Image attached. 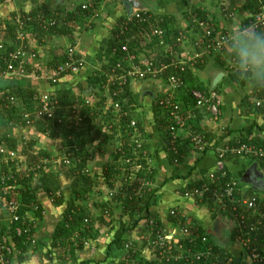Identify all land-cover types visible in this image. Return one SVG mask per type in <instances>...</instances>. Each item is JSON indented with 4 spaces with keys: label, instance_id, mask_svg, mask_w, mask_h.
Returning <instances> with one entry per match:
<instances>
[{
    "label": "crops",
    "instance_id": "1",
    "mask_svg": "<svg viewBox=\"0 0 264 264\" xmlns=\"http://www.w3.org/2000/svg\"><path fill=\"white\" fill-rule=\"evenodd\" d=\"M92 1L97 0H0V41H4L6 47L10 46L8 50L10 51L11 47L18 42L15 17L30 14L41 5H48L53 15L63 17L66 13L73 11L79 3H91ZM100 1L101 11L98 18L91 22L89 28L84 29L81 25L82 28H77L75 32L76 27H73L69 30L70 36L46 33L39 38L32 32L33 28L26 23L28 25L26 26L28 40L26 47L34 55L27 58L26 70L22 76L0 75V98L5 88L11 90L15 94L12 106L15 107L17 114L24 112L26 108L23 98L19 95L22 90L26 92L32 90L36 95L43 93L58 94L60 101L62 100L64 111H68L84 100H88L96 107L100 103L99 99L106 97L107 89H99L98 86L93 87L89 83H91L93 75L105 71L104 67L109 56L107 46L112 26L117 19L128 14V9L117 0ZM143 1L148 4V10L151 13L157 16L171 15L181 29L188 26L189 16H187L186 10H191L192 5L209 12L216 26L227 31L244 26L243 21L252 14L249 8L246 10L236 9L234 14L228 17L221 13L217 0ZM244 2L245 0H242L239 6H242ZM181 3L182 7L180 8ZM59 6L61 8L57 9ZM68 45H75L76 53L83 59L84 63L76 75L62 76L58 83H53L49 78L53 75L50 70L53 69L54 64L56 65L63 59V52ZM181 46L187 55L196 52L194 46L187 39L182 42ZM156 50L158 51V47ZM141 51L142 54H147L144 50ZM221 61H224L223 57ZM215 62V57H210L204 68H196L193 71L199 83L207 85L210 81V75L220 70ZM0 68H4L3 61ZM230 79L232 78L227 77L226 74L215 87L222 100L219 119L214 120L209 115L201 113L199 132L206 134L209 141V145L205 147L207 150L205 151L204 148L202 153H195L189 144V149L179 164H175L169 159L166 130L161 129L156 123L157 114L159 116L162 114L160 111L157 114L154 111L156 106L154 99L158 91H163L162 85L151 80L136 81L131 83L129 95L136 107V115L143 132L145 149L148 151L153 168L151 176L153 197L149 201L148 208H144L143 215L148 213L154 216L163 232L169 234L174 230L175 225L169 217L168 211L172 208H178L189 217L192 229L202 230L211 243L227 249L234 257H240L242 247L239 239L236 238L234 220L226 217L217 209L215 210L207 202L191 200L180 194L186 188L210 183V175L217 171V149L230 143L236 137L241 138L243 134L246 135L245 129L250 127L251 138L264 142V109L256 110L257 108H254L247 101V96L260 90L248 89L239 80L231 81ZM149 91H154L155 96L152 97ZM263 94L264 92L261 90V95ZM1 101L5 104L3 99ZM3 103L0 104V112L3 110ZM15 119L10 122L12 126L0 124V137L7 135L15 138L19 152L24 145L27 146L26 153L33 155L36 152L52 155L62 148L59 145L61 139L52 138L50 131L47 130V125L46 128H43L44 124L36 122L33 126H27L23 122L22 115L15 117ZM193 129L186 123L183 128L177 130L179 138H189L190 134L194 132ZM81 130L80 140L90 154L86 160V171L95 181L88 199L83 204L89 209L93 218H98L102 214L101 204L111 200L108 198L111 192L120 193L122 189L121 180L125 178V173L120 167L122 166L123 155L116 156L120 154L119 143L101 134L96 119L86 123ZM32 140L34 142L32 146H29ZM22 154L26 155L28 159L27 154ZM110 165H116L114 168L115 179L114 173L108 172ZM226 168L227 176L239 181L245 197L249 198L252 195L259 197V209L264 211V161L231 158L228 160ZM247 171H250L251 174L249 180L243 178ZM106 176L109 179H114L115 182H113L112 187H108L105 183ZM38 184L41 185L37 182L35 186ZM66 187L64 185L62 189L67 200L69 190ZM122 196L125 197V195ZM36 198L43 210L42 217L34 224L35 226L37 223L36 236L38 242L46 241V245L49 247L52 233L62 217L65 204L57 206L42 188L37 190ZM109 211H112L111 216H109ZM127 211L122 206H114L113 208L111 206L107 212L103 213V218L105 220L113 219L112 229L107 225L97 223L94 237L86 241L87 244L81 249L77 248L79 244H76L77 240L74 237L71 238L73 244H66L58 250L51 251V261L46 260L43 257L44 251L37 250L35 246L28 248V259L24 263H18L15 259L12 264H82L84 262L88 264H117L123 258L124 251L114 246L109 252V245L114 238V229H117L120 222L131 223ZM140 225L127 232L126 237L133 241H140V244L141 242L144 243V257L147 260H157V264H162V260L148 247L149 239L140 232ZM65 250L66 253H63Z\"/></svg>",
    "mask_w": 264,
    "mask_h": 264
},
{
    "label": "built area",
    "instance_id": "2",
    "mask_svg": "<svg viewBox=\"0 0 264 264\" xmlns=\"http://www.w3.org/2000/svg\"><path fill=\"white\" fill-rule=\"evenodd\" d=\"M217 1L221 13L224 14L226 0ZM256 1L259 7L252 16L254 23L250 26L264 27V2L262 0ZM88 5L82 3L81 9H87ZM100 11L101 7L83 17L81 23L71 19L66 25L72 29L73 27L76 29L89 28L91 22L98 18ZM188 15V26L179 31L176 43L166 41L168 30L161 26L163 22L161 16L151 13L149 10L122 16L123 18L118 24V36L123 37V44L116 43L112 55L116 57L117 51L121 53L118 54L117 62L111 70L103 72L105 81L98 86L99 89H107L106 97L99 99L100 103H97L96 107L88 100H84L56 116L57 109H60L57 100H54L52 94L43 93L39 95L40 107L37 111L23 112V122L27 126H33L42 117L47 120L56 118L58 123L62 121L68 123L71 120L76 128L81 129L86 124L85 120L98 112L95 119L99 122L101 134L118 142L119 150L123 153L125 151L120 167L125 173V178L130 175L131 179L134 180L132 185L134 195L139 197L144 194L148 195L152 190L153 168L148 151L145 149L143 132L136 115V107L129 95L131 83L151 80L162 85L163 91H158L154 100L166 119L167 143L173 152L175 164H179V161L181 162L184 158L176 146V143L179 142L177 130L183 128L190 118L195 117L196 111L206 113L214 120H218L221 115L222 100L217 90H214L215 88L208 92L192 90L190 94L194 104L185 108L186 102L179 99V90L184 85L182 77L172 73L168 76L165 84H162L163 82L159 78V74H166L169 69L184 71L186 66H193L202 57L199 52L187 55L184 49L181 51L177 49V46L179 48L182 42L186 41L188 33L195 29H197L198 41L204 43L203 54L220 55L219 45L228 31L225 30L224 33L223 28L215 27L211 23L212 19L209 12L206 20L193 15L191 11L188 12ZM231 15L227 16L230 17ZM64 16L61 17L62 20ZM57 18L54 16L43 19L41 27L48 30L56 24ZM14 20L17 26L18 42L11 47L6 57H3L4 68H0V75L22 76L26 70L27 58L34 55L26 47L28 40L25 27L29 25L31 16L24 14L15 17ZM81 25L83 26L81 27ZM151 43L154 44L149 48ZM131 46H134V53L130 51ZM157 47L158 51L156 50ZM141 50L147 54H142ZM63 54L64 59L50 70L53 75L49 78L53 83H58L62 76L76 75L84 63L83 59L76 53L75 45H68ZM260 94L259 91H256L247 97V101L254 108L264 109V94ZM7 100L13 103L14 98L8 97ZM103 114L106 117H103ZM190 145L193 152L202 153L204 148L209 145V141L205 133L193 132L190 134ZM79 153L80 148L76 143L66 145L61 148V156L57 158V161L60 165L64 163L66 166H70L78 160ZM216 157L217 171L210 175L211 182L186 188L180 194L191 200L210 203L215 210L217 209L226 217L234 220V229L239 234L238 239L242 251L245 252V263L243 264H264V244L262 247H258L260 242L258 243V240L252 237V234H257L259 230L264 231V211L259 209V197L256 195L249 198L245 197L239 181L228 177L226 168L227 162L231 158L264 161V145L256 142H245L240 138L233 144H226L222 148H218ZM53 162L52 155L39 154L33 163H29L26 155L9 149L5 144L0 143V211L5 212L0 222L3 220L7 224V230L4 228L1 230L0 225V264H12V261L15 260L16 250L13 247L11 231L17 236L25 235L24 243L29 248L36 246L38 241L35 234V223L29 213L41 212L42 215L43 210L38 203L32 205L30 212L28 211L23 215L19 214L22 207L20 195L25 187L24 180L31 178L33 174H40L49 168ZM11 180L12 183H10ZM113 194L115 193H111V196ZM55 196H60V191H56ZM168 213L175 225L174 230L169 234L163 232L154 216L146 218L140 225V229L145 230V236L149 239L148 247L151 251H157L158 257L170 264L179 260L182 261V264H199L196 260H199L200 257L206 258L210 254L214 264L218 263L219 253L212 252L214 251V244L206 236L200 237L206 249L193 253L190 247L186 248V244H193L195 238L198 237V235L191 234L192 228L189 217L178 208H172ZM37 219L36 217L35 220ZM20 222H24L25 225L19 226L18 223ZM85 244H87L86 241H84ZM130 247V242L125 244V248ZM230 260V257L225 256L224 264H231Z\"/></svg>",
    "mask_w": 264,
    "mask_h": 264
},
{
    "label": "trees",
    "instance_id": "3",
    "mask_svg": "<svg viewBox=\"0 0 264 264\" xmlns=\"http://www.w3.org/2000/svg\"><path fill=\"white\" fill-rule=\"evenodd\" d=\"M264 2V0H262ZM242 0H226V5H224L225 11H224V15H229V14H234L236 9H240V10H246L247 8H249V10L252 12L251 16L247 19H245L243 21V25L244 26H250L252 25V23H254V19H253V14L258 11V7L259 4L257 3L256 0H245L244 4L241 5ZM88 8L82 10L81 9V4L79 3L71 12H68L65 14L64 19L62 20L61 16L58 15V18L56 16V24L54 26H51L48 30H44L41 27V23L43 19H47L49 17H54L55 15H53V13H51V11L49 10V6L48 5H41L38 8H36L33 12H31L30 14H28L29 16H31V20L29 21V26H31L33 28L34 34L36 36H38L39 38L44 36V34L49 33V34H60V35H64V36H70V29L68 28V26L66 25V23L70 22L71 19H73L74 21L81 23L80 21L83 19V17L90 15L92 12L97 11L98 9H100V4L101 1L97 0V1H92L91 3H87ZM239 7V8H238ZM61 7L59 6L57 9H60ZM191 13L197 17H199L202 20H206L207 19V14L208 12L203 10L201 7H196L194 5H192L191 7ZM211 15V14H210ZM189 16V15H187ZM123 17H120L119 19L116 20V22L114 23V25L112 26V30H111V36L109 38L108 41V46H107V52H108V62L106 64V66L104 67L105 71H110L111 68L113 67V65H115V63L117 62L116 60L119 57V51H117L116 57L114 55H112V50L114 48V46L116 45V43H120L121 45L123 44V37L122 36H118L119 34V28H118V24L120 23V20ZM160 18L163 19V22L161 23L162 27L168 30L167 36H166V41L170 42V43H176V39L178 38V34L180 31V27L179 25L176 23V21L174 20V18L171 15H162ZM211 23L215 25L214 23L215 21L213 20L212 16H211ZM11 26V25H10ZM13 28V27H12ZM26 28V27H25ZM197 31V29H195ZM194 30V31H195ZM226 29H222V31L225 33ZM194 31L192 33H188L187 35V41L189 43H191L194 46V49L196 50V52L201 53V58L198 59V61L193 65V66H186L184 71H180V69H169L166 74H159V78L162 80V84H165L168 76L172 73L174 74H178L179 76L182 77V79L184 80V85L180 88L179 93H180V100H184L186 102L185 108L187 106H191L194 104L193 99L191 97L190 92L192 90H200L203 92H208L209 91V86H210V81L208 82L207 85H204L203 83H199L196 79V77L194 76V70L200 69V68H204L208 62V59L210 57H215V63L217 64V66L219 67L220 70L225 71V73L227 74V77L232 78L231 81L234 80H238L236 79L234 76H232L228 70L227 64L225 61H221V56L220 55H212V54H203V42H199L196 36V33H194ZM193 35H195L196 37L193 38ZM188 37H190V39H188ZM154 43L149 44L150 46H148L149 48H151L153 46ZM133 45V44H131ZM138 45V44H137ZM7 45L4 44V41H0V64L3 61V57H6V54L8 53L9 47H6ZM134 46L130 47V51L131 53H134ZM140 48V46H139ZM142 48V47H141ZM144 49V48H143ZM178 51H181L183 49L182 46H180L178 48ZM119 54V55H118ZM63 59H64V54H63ZM62 60H60L59 62H61ZM4 62V61H3ZM58 62V63H59ZM55 66V64H54ZM53 66V67H54ZM104 71V72H105ZM1 74V71H0ZM225 74V75H226ZM92 81L91 83H89L91 86L95 87V86H99L100 84H103L105 81V77L103 75V73H99L97 75H93V77L91 78ZM18 90H20V88H18ZM216 90V88L214 89ZM264 92V90H262ZM261 93V90L259 91ZM15 94H13L11 92V90L9 89H4L0 98L3 99V101L5 102V104L1 101L0 104L3 103L4 107L3 110L0 112V124H6L7 121L11 120L14 121L16 120L15 117H21L23 112H17L15 111V107L12 106L13 103L12 102H8L7 98L8 97H13ZM23 100H24V104H25V110L24 112H35L38 110V108L40 107V103H39V95H36V93L32 90H28L27 92L22 90L21 93L19 94ZM60 95V94H59ZM261 95V94H260ZM54 100H57V105L60 106V109H57V113H55V115L57 116V114H62V112H64V106L62 104V100L60 101V98L58 96V94H54L53 95ZM248 97V96H247ZM6 99V100H5ZM256 110H260V108H257ZM154 111L156 112V114L160 111L159 107L156 105ZM206 115V113L200 112L198 114V111H196V115L193 118H190L187 121V125L189 124L192 129L194 130V132H199L200 128H199V122H200V117L202 116V114ZM198 114V115H197ZM98 115V112H95V114L91 117V115L85 120V123L88 124V122H91V120H95V117ZM37 123L41 122L42 123V127L46 128L45 126L47 125V130L50 131L51 137L52 138H58L60 140V144L62 147L66 146V145H71L76 143V145L79 146L80 148V153H79V157L77 158L78 160L74 161V163H72L70 166H66L64 163L61 165L62 168L60 169V171L58 173H52V172H48V171H44L45 174L43 175L42 178L39 179V183L41 185L38 184V186H35L34 182H33V178H29V179H25L24 180V189L21 192L20 198H21V202H22V207L20 208L19 214L23 215L26 214L28 211L30 212L32 210V205L38 204L37 198H36V192L39 188H42L44 190V192L49 196V198L52 199V201L57 205H62L63 203L66 204L65 205V209L62 213V217L61 219L58 221V223L56 224L54 231L52 233V237H51V242L49 244V247H47L46 245V241H39L38 244H36V248L41 249L44 251L43 253V257L46 260H51L52 258V250H58L61 247L65 246L66 241L71 238H74L77 240L76 244L78 245V249L83 248L84 247V240L88 241L89 239H92L95 235V229L97 228L96 225L99 224H104L107 225L111 228L112 221L113 219H108L105 220L103 218L104 216V212H107L111 206L112 208L115 206H122L124 208V210H128L127 214L129 215V220L130 222H120L119 226L117 227V229L115 230L114 233V238L112 240V243L109 245V252L110 249L112 247H118L120 249H122L124 251V256L122 259H120V261L117 264H157L158 261H152V260H147L144 255H143V245L144 243L140 241H133L130 238L126 237L127 232L135 229L139 224H141V221H144L146 218L151 217V215H149L148 213L146 215H143V210L144 208H148L149 206V201L150 199L153 197V193H149L147 196L143 195L140 198H136L134 196V192L133 190H128L126 191L124 188L122 189V191H120V193H116L114 195V197L111 200H107L104 203L101 204L102 206V214L100 217L98 218H93L91 216V213L89 211V209L83 204L84 201H86L89 197V194L92 191L93 185L95 184V181L92 179L91 175L89 174V172L86 171V160L89 158V153L86 151V149L84 148L83 143L80 140V132L82 131L79 128H76V126L74 125L73 121H69L68 123L62 121L61 123L57 122V119H52V120H47L45 117H42L41 119H38L36 121ZM156 123L158 124V126L161 129H165L166 126V119L165 116H159V114H157V119H156ZM84 127V125L82 126V128ZM166 130V129H165ZM246 132V135L243 134L241 137L242 141L245 142H256L260 145H264V142H259L258 140H254L253 138H251V128L249 127L248 129L244 130ZM166 132V131H165ZM167 133V132H166ZM73 138V139H72ZM240 137H236V139H239ZM233 139L230 143L227 144H233L235 143L237 140ZM236 140V141H235ZM179 142L176 143L177 149L180 151V153H182L183 155L186 154V151L189 149V144H190V137L189 138H184L178 139ZM33 140L30 143L29 146H32L33 144ZM0 143L5 144L9 149L12 150H16L18 151L17 148V140L15 138L12 137H8L7 135H3L0 137ZM28 146V147H29ZM168 152H169V159L172 160L173 162V152L172 150L169 148H167ZM207 150V148H205V151ZM27 152V146H23L21 153H26ZM58 153H61V148L58 151ZM119 153V152H118ZM125 153V151H124ZM123 152L120 151V154L116 155V156H122L124 154ZM39 154H45L47 155L48 153H28V160L29 163H33L37 156ZM174 163V162H173ZM180 163V161H179ZM110 169H108L109 173H114V179H115V166L114 165H110ZM64 169V170H62ZM105 183L107 184L108 187H112L113 186V181L114 179H109L107 176L105 177ZM70 182L68 187H66V189L69 190V196L68 199H65V194L64 191L62 189V186L64 185L63 182ZM10 183H12V180L10 181ZM201 183V182H200ZM200 185V184H199ZM132 188V187H130ZM56 191H60V196L56 197L55 196V192ZM125 193V197L122 196V194ZM142 200L143 203H142ZM138 204H140V206H138ZM209 205L211 206V204L209 203ZM41 211V210H40ZM112 211H109V216H111ZM36 217L38 219H40L42 217L41 212H36ZM19 226H24L25 223L24 222H20L18 223ZM113 227V226H112ZM2 230V228H1ZM195 231V233H194ZM196 231H198L196 233ZM140 232L145 235V230L144 229H140ZM10 234V233H8ZM191 234L194 235H198V237L195 238L193 244L188 245L186 244L185 247L186 248H191L193 253H197L200 250H204L206 249L205 245L202 243L200 237L202 236H206L205 233L196 228L192 229ZM11 235H12V241H13V247L15 248V250L18 252L15 259L18 263H24L27 259H28V248L29 246L27 244L24 243L25 240V235L22 236H17L16 234H14L11 231ZM208 235V234H207ZM207 237V236H206ZM252 237L256 238L258 240V243L260 242V244H258V247H262L264 244V231L259 230L257 232V234H252ZM236 238H239V234L236 232ZM38 241V240H37ZM130 242L131 243V247L130 248H125V244ZM73 244V241L72 243ZM213 250L212 252L214 253H219V260L218 263L216 264H224V257H230V261L231 264H243L245 263V252L242 251L240 257H234L227 249L222 248L221 246H218L217 244L213 245ZM52 251V252H51ZM155 255L158 256L157 251L153 252ZM176 253V252H175ZM197 263L199 264H214V260H212V255L210 254V256L206 257V258H202L200 257L199 260H196ZM82 264H88L87 262H84ZM162 264H170L168 262H166L165 260H162ZM174 264H182V261H177L174 262Z\"/></svg>",
    "mask_w": 264,
    "mask_h": 264
},
{
    "label": "clouds",
    "instance_id": "4",
    "mask_svg": "<svg viewBox=\"0 0 264 264\" xmlns=\"http://www.w3.org/2000/svg\"><path fill=\"white\" fill-rule=\"evenodd\" d=\"M219 54L230 74L248 89L264 90V27L241 26L228 31Z\"/></svg>",
    "mask_w": 264,
    "mask_h": 264
},
{
    "label": "rangeland",
    "instance_id": "5",
    "mask_svg": "<svg viewBox=\"0 0 264 264\" xmlns=\"http://www.w3.org/2000/svg\"><path fill=\"white\" fill-rule=\"evenodd\" d=\"M182 5V3L180 4V8L182 7L181 6ZM188 7H189V5H188ZM190 10H186V12H187V14H188V12H189ZM69 29H72V28H69ZM74 31L76 32L77 31V29L75 30L74 29ZM190 33V32H189ZM192 33V32H191ZM194 33H196V30L194 31ZM196 36H197V34H196ZM195 35H193V38H195L196 37ZM188 39H190V37H188ZM231 80V79H230ZM210 83V82H209ZM252 94H250V96H251ZM106 114V113H105ZM105 114H103V117L105 116L106 117V115ZM102 119V118H101ZM10 122H11V120H9V121H7L6 122V125H8V126H12L11 124H10ZM96 123L98 124L99 122L96 120ZM96 125V124H95ZM60 150V149H59ZM56 156V157H55ZM61 155H60V153H58V152H54L53 154H52V157H53V159H54V162H53V164L49 167V168H47V169H45V170H43L40 174H33V176H31L32 178H33V182H34V184H36L38 181H39V179L40 178H42L43 177V175L45 174V172L44 171H48V172H52V173H58L59 171H60V169L62 168V166L59 164V162L57 161V158L58 157H60ZM29 161V160H28ZM114 166H116V165H114ZM1 169H2V167H1ZM62 170H64V169H62ZM113 182H115V181H113ZM63 183H65L64 185H66L67 187H68V185H69V183L70 182H63ZM133 183H134V180H132L131 179V176L129 175V176H127L126 178H124V179H122L121 180V184L123 185L122 186V189L124 188L126 191H128V190H133V188H130V187H132V185H133ZM64 185L62 186L63 188H64ZM136 188H137V185L135 186ZM122 189H121V191H122ZM134 192V191H133ZM111 193H114V192H111ZM114 195L115 194H113V196H109L108 198H110V199H112L113 197H114ZM122 195H125V193H123ZM145 196H147V194H144ZM136 198H140L138 195H134ZM143 201L144 200H142V203H143ZM66 205V204H65ZM64 209L65 208H63V211H64ZM4 211L2 210V211H0V219L2 218V216L4 215ZM29 216L31 217V219H33V222L35 223L37 220H35V218H36V212H31V213H29ZM0 225H1V228H4V229H6V226H7V224H6V222H4L3 220H1V222H0ZM36 225H37V223H36ZM34 226V228H35V232H36V228H37V226ZM7 230V229H6ZM36 234V233H35ZM36 238H37V236H36ZM37 240H38V238H37ZM72 243V241H71V239L69 240H67L66 241V243H65V245L67 244H71ZM63 253H66V250L63 252ZM15 255H17V251H16V254ZM52 260H54V259H52ZM49 261H51V260H49Z\"/></svg>",
    "mask_w": 264,
    "mask_h": 264
},
{
    "label": "water",
    "instance_id": "6",
    "mask_svg": "<svg viewBox=\"0 0 264 264\" xmlns=\"http://www.w3.org/2000/svg\"><path fill=\"white\" fill-rule=\"evenodd\" d=\"M117 1L123 4L128 9V13L130 15L137 11H146L149 8L148 4L143 0H117ZM225 74H226L225 71H222V70L213 72L210 75L209 90H213L217 86V84L224 78ZM149 94L152 97L155 96L154 91H149ZM250 176H251L250 171H247L243 178L249 180Z\"/></svg>",
    "mask_w": 264,
    "mask_h": 264
}]
</instances>
